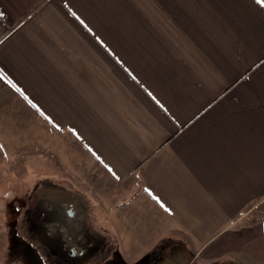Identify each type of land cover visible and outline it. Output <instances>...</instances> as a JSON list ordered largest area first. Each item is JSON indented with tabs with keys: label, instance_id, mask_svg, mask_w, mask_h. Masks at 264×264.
I'll use <instances>...</instances> for the list:
<instances>
[{
	"label": "crops",
	"instance_id": "crops-1",
	"mask_svg": "<svg viewBox=\"0 0 264 264\" xmlns=\"http://www.w3.org/2000/svg\"><path fill=\"white\" fill-rule=\"evenodd\" d=\"M0 192L122 264H264V0H0Z\"/></svg>",
	"mask_w": 264,
	"mask_h": 264
},
{
	"label": "rangeland",
	"instance_id": "rangeland-1",
	"mask_svg": "<svg viewBox=\"0 0 264 264\" xmlns=\"http://www.w3.org/2000/svg\"><path fill=\"white\" fill-rule=\"evenodd\" d=\"M18 194L0 192V264H122L111 247L87 255L84 261L67 258L40 232L38 216L44 208L23 206L22 193Z\"/></svg>",
	"mask_w": 264,
	"mask_h": 264
},
{
	"label": "flooded vegetation",
	"instance_id": "flooded-vegetation-1",
	"mask_svg": "<svg viewBox=\"0 0 264 264\" xmlns=\"http://www.w3.org/2000/svg\"><path fill=\"white\" fill-rule=\"evenodd\" d=\"M75 210L70 209L66 213L60 207L43 209L38 216L40 232L52 247L63 251L67 258L84 261V257L93 255V248L101 241L93 238L82 221L81 211Z\"/></svg>",
	"mask_w": 264,
	"mask_h": 264
}]
</instances>
